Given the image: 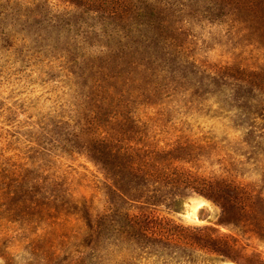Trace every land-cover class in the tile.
I'll return each instance as SVG.
<instances>
[{"label":"rangeland","instance_id":"1","mask_svg":"<svg viewBox=\"0 0 264 264\" xmlns=\"http://www.w3.org/2000/svg\"><path fill=\"white\" fill-rule=\"evenodd\" d=\"M110 127L148 163L230 188L219 204L180 188L175 211L121 170L117 200L86 157ZM111 203L147 230L151 210L231 238L164 264H264V0H0V264H87Z\"/></svg>","mask_w":264,"mask_h":264},{"label":"trees","instance_id":"2","mask_svg":"<svg viewBox=\"0 0 264 264\" xmlns=\"http://www.w3.org/2000/svg\"><path fill=\"white\" fill-rule=\"evenodd\" d=\"M115 122L116 118H110L111 126ZM110 129L111 127L107 128L106 132H99L95 143L86 147V157L99 166L107 182L108 191L113 195L116 192L119 194L117 200H123L122 198L125 197L119 186V183L123 181L120 179L121 170L125 171V179L130 184L138 181L148 185V202H146L148 205L157 206L159 202L166 201V205L174 207L175 211L179 209L180 198H184L180 188L200 191V193H204L202 194L204 197H209L208 199L218 204L222 201L225 189L230 188L228 182L219 179L196 181L191 178V173L182 172L175 161H168L167 164L161 162L148 163V150L139 149L135 152L130 145L119 147L118 141L109 134L111 133L109 132ZM136 154H146V160L142 164H138L132 159ZM148 169L153 172L148 174ZM167 190H175L176 192L173 194ZM111 207L107 209L106 213L101 214L95 224L89 225V236L94 241H92L91 247L92 255H90L89 260L86 259L88 260L87 264H105L109 260L113 262L114 258H108L105 255L107 250L112 253L120 250L122 260L129 256L136 260L140 253H146L149 264L152 261H154L152 264H164L170 257L169 252H171L170 248L172 247H180V253L189 249H196L201 252L211 243L226 248V251L232 250L231 238L214 236L211 228L187 229L178 226L181 231L179 233L177 229L172 230L167 224L156 223L153 212L148 210L147 230L144 222L147 212L130 213L119 210L111 215L112 218L109 213L114 212L116 206L111 203ZM189 231L193 232L188 234ZM213 253L220 257L219 250L215 249ZM121 262L117 259L114 263L121 264Z\"/></svg>","mask_w":264,"mask_h":264}]
</instances>
